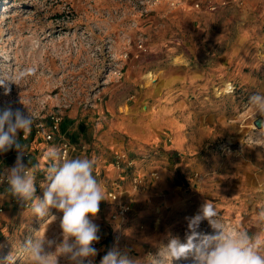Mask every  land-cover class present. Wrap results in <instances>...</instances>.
Segmentation results:
<instances>
[{"label":"rangeland","instance_id":"374dc122","mask_svg":"<svg viewBox=\"0 0 264 264\" xmlns=\"http://www.w3.org/2000/svg\"><path fill=\"white\" fill-rule=\"evenodd\" d=\"M177 9L185 12L180 18L177 14L170 15ZM167 21L183 23L177 24L179 28L175 26L174 32L169 31L168 40L177 45L176 56L170 64L186 63L182 57H177L185 49L182 41L205 55L200 62L191 61L190 65L200 64L207 73L215 74L208 97L216 100L217 120L224 119L227 125H237L233 131L231 127L221 131L218 124L212 126L214 134L208 146L220 155H241L247 147L254 149L253 146L264 149V130L254 126L248 107L251 95L264 94V0H0V78L21 69L36 70L19 86L11 85L8 95L0 87V109H19L32 118L30 134L26 138L23 133L19 134L20 143H30L24 146L23 159L35 164L36 154L29 149L34 142L53 144L55 149L57 137L54 142L46 143L44 136V130L51 128L52 115L59 116L61 121H73L71 132L84 123L85 135L78 138L89 145L86 155L101 153L105 143L100 138L101 132L117 113L124 111L117 103L116 93L124 88L125 74L132 68L142 67L138 87H153L159 82L158 71L166 61L151 54L154 52L152 47L158 48L159 53L168 49V46L154 45L162 36L160 25ZM185 22L193 24L192 29L185 28ZM213 53L215 57H207ZM229 84L235 86V92L228 91ZM200 96L203 105L205 99ZM231 105L234 106L232 112ZM64 135L77 146L71 155L80 153L81 149L87 150L79 140L74 142ZM170 142L172 137L166 136L160 146L165 147ZM81 146L84 147L79 148ZM160 146H149L135 156L128 150L114 154L120 175L106 184V200L101 202L100 211L94 218L101 235L95 245L100 250L95 264H99L113 247L128 251L140 259L141 264H151L149 255L162 257L170 237L185 240L186 217L194 216L198 211L191 201L167 219L161 204L136 205L135 195L125 185V177L129 174L131 186L136 191L147 189L148 182L134 169V160L159 154L162 152ZM26 153L29 157H25ZM16 158L15 149L0 153V204L3 206L0 212V261L12 252L14 256L20 255L21 244L39 229L40 235L46 231L48 238L57 242L62 239V213L51 209L57 219L41 221L32 215L30 203L24 204L8 191L7 177ZM33 172L35 175V170ZM94 175L99 182L102 174L94 170ZM46 176L35 175L36 195L41 198ZM136 176L143 180L138 188L134 184ZM152 176L158 178L159 174L154 172ZM191 180L192 173L183 179L190 191L193 189ZM113 192L117 199L112 198ZM126 207L129 209L121 213ZM214 207L217 219L226 230L238 229L255 235V229L252 230L255 223L248 219L252 209L238 214L232 206L220 204ZM198 231L214 234L206 220ZM16 264L21 262L17 260ZM59 264L68 262L61 257ZM174 264H190V261Z\"/></svg>","mask_w":264,"mask_h":264},{"label":"crops","instance_id":"0c3cea01","mask_svg":"<svg viewBox=\"0 0 264 264\" xmlns=\"http://www.w3.org/2000/svg\"><path fill=\"white\" fill-rule=\"evenodd\" d=\"M173 14L180 18L185 12L177 9L170 12V15ZM180 23L177 21L178 25ZM177 24L167 21L166 24L160 25L162 36L154 45L168 46L166 52L159 53L158 48L152 47L154 52L151 55L166 61L158 71L160 79L156 86L138 87L142 67L136 70L132 68L125 74L124 88L116 93L117 103L124 111L117 113L101 132L100 138L105 142L102 144L101 153L86 155L89 145L82 138H78L79 135H85L84 123H80L77 129L71 132L70 127L74 122L69 119L61 121V132L67 134L72 141L79 140L80 144L87 147V150L81 149L80 153L71 155L70 158L86 156L94 159V170L102 174L99 182L105 189L110 180L120 175V170L114 162L116 152L128 150L135 156L149 146L159 147L166 136H171V144L166 143L165 147L161 145L162 152L159 154L152 155L149 159L140 156L134 160V169L144 175L148 182L146 190L136 191L131 186L129 174L126 175L125 185L127 190L135 195L136 205L161 204L165 207L164 216L167 219L190 201L192 207L196 206L197 210L205 201L214 206H232L238 214H242L245 209H252L248 218L251 223H255L252 230L255 229L254 234H260L264 238V221L258 217V211L264 208V149L253 146L254 149L247 147L241 155H220L212 146H208L207 143L213 139L212 126L218 124L222 128L221 131H226L227 128L231 127L232 130L237 125H227L224 119L217 120L216 100L208 97L215 74L207 73L200 64L190 65L191 61L200 62L205 55L202 56L199 51L195 52L194 48L186 46V41H182L185 49L177 57H182L186 63L170 64V60L176 56L177 45L168 40L169 31L174 32ZM184 26L192 29L193 24L185 22ZM191 35L190 33L189 36ZM227 39L230 41V38ZM190 40L193 45V39ZM211 46L213 45L210 44ZM207 57L213 58L215 53ZM200 95L205 99L203 105L202 100H199ZM230 109L232 112L234 106L231 105ZM21 144L30 145L29 142ZM47 145L34 142L29 148L30 152L36 154L35 164L23 159L25 165L35 170L37 177L47 175L46 169L51 164L47 152L54 148V145ZM154 172L159 174L158 178L152 176ZM189 173H192V191L186 188L183 182Z\"/></svg>","mask_w":264,"mask_h":264},{"label":"clouds","instance_id":"9594fccd","mask_svg":"<svg viewBox=\"0 0 264 264\" xmlns=\"http://www.w3.org/2000/svg\"><path fill=\"white\" fill-rule=\"evenodd\" d=\"M34 68L21 69L12 75L0 78V87L8 95L11 85L20 82L35 73ZM252 111V123L255 126L259 117L260 131L264 130V94L254 93L248 99ZM32 118L19 109L11 107L0 109V153L15 149L17 158L10 170L7 182L10 194L31 205L33 216L44 221L57 217L51 209L62 213L60 229L62 239L57 242L46 235H40V229L25 239L20 246V255L13 252L0 264H59L64 258L68 264H95L99 249L95 247L101 240L100 228L94 218L100 211V204L106 200L104 188L94 175L96 161L88 157H61L50 148L47 157L51 161L47 171V183L43 187V197L36 195L35 175L32 169L23 163L24 146L19 134L26 138L31 132ZM218 213L211 202H204L198 212L186 217L187 233L185 240L170 237L161 256L152 257L151 264H174L190 261V264H264V238L262 235H249L238 229L226 230L217 219ZM258 217L264 221V208L258 211ZM207 221L214 234L198 231L200 224ZM99 264H141V260L121 251L117 247L109 249Z\"/></svg>","mask_w":264,"mask_h":264},{"label":"built area","instance_id":"2783aa9c","mask_svg":"<svg viewBox=\"0 0 264 264\" xmlns=\"http://www.w3.org/2000/svg\"><path fill=\"white\" fill-rule=\"evenodd\" d=\"M227 89L230 92H235V86H231V84L227 85ZM52 125L49 131L44 130V136L46 141L48 142H54L56 140L57 137V142H56V147L55 150L60 154L61 157H70L71 153L73 151L77 150V146L75 144L70 143L64 134L61 133L60 131V121L61 118L57 115H52ZM23 136V134H22ZM84 146H81L79 148H82ZM25 157H29V155L26 153ZM26 160V159H25ZM30 169H32L31 167H29ZM143 180L136 176L134 177V184L135 187L138 188L139 185H142ZM140 185V186H141ZM120 185H118L119 187ZM111 196L113 199H117L118 196L115 192L111 193ZM129 208L126 207V209H123V211H121V213H125V210L127 211ZM3 211V206L0 204V212Z\"/></svg>","mask_w":264,"mask_h":264},{"label":"water","instance_id":"95a60500","mask_svg":"<svg viewBox=\"0 0 264 264\" xmlns=\"http://www.w3.org/2000/svg\"><path fill=\"white\" fill-rule=\"evenodd\" d=\"M259 120H260V118H258L257 121H256V123H255L256 127H258V128H260Z\"/></svg>","mask_w":264,"mask_h":264}]
</instances>
